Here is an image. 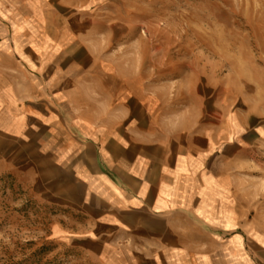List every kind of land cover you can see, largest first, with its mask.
Listing matches in <instances>:
<instances>
[{"label": "crops", "instance_id": "1", "mask_svg": "<svg viewBox=\"0 0 264 264\" xmlns=\"http://www.w3.org/2000/svg\"><path fill=\"white\" fill-rule=\"evenodd\" d=\"M39 9L0 0V142L39 159L66 229L116 264H264V247L240 262L238 213L225 210L217 172L223 124L169 128L175 113L161 111L157 90L131 92L123 68L64 61L63 36Z\"/></svg>", "mask_w": 264, "mask_h": 264}, {"label": "rangeland", "instance_id": "2", "mask_svg": "<svg viewBox=\"0 0 264 264\" xmlns=\"http://www.w3.org/2000/svg\"><path fill=\"white\" fill-rule=\"evenodd\" d=\"M32 2L40 4L47 32L62 34L64 61L123 68L131 92L158 91L161 111L175 113L171 129L184 121L200 120L212 131L223 124L217 172L224 207L229 216L238 213L240 262L258 258L264 247V0ZM39 168L27 147L0 142V264L118 263L112 250L97 257L67 230V210ZM225 221L226 230L232 221Z\"/></svg>", "mask_w": 264, "mask_h": 264}]
</instances>
